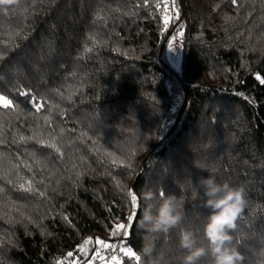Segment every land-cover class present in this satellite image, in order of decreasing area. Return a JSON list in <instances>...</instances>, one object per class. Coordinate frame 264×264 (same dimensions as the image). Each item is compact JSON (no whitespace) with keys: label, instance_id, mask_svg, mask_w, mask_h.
<instances>
[{"label":"trees","instance_id":"obj_1","mask_svg":"<svg viewBox=\"0 0 264 264\" xmlns=\"http://www.w3.org/2000/svg\"><path fill=\"white\" fill-rule=\"evenodd\" d=\"M164 3L0 5V93L16 105L0 107V264H146L119 251L140 248L141 189L183 196L199 230L208 210L197 186L209 174L244 188L233 243L241 264H264V0H167V26ZM118 223L129 235L111 234ZM97 237L117 246L104 261Z\"/></svg>","mask_w":264,"mask_h":264},{"label":"clouds","instance_id":"obj_2","mask_svg":"<svg viewBox=\"0 0 264 264\" xmlns=\"http://www.w3.org/2000/svg\"><path fill=\"white\" fill-rule=\"evenodd\" d=\"M13 2L0 0V5ZM197 192L208 211L201 229L194 230L186 222L183 196L165 195L149 186L141 189L136 228L142 237L137 255L146 264H166L173 252L177 264H241L243 256L233 243V230L246 204L244 188L209 174L199 179Z\"/></svg>","mask_w":264,"mask_h":264},{"label":"snow or ice","instance_id":"obj_3","mask_svg":"<svg viewBox=\"0 0 264 264\" xmlns=\"http://www.w3.org/2000/svg\"><path fill=\"white\" fill-rule=\"evenodd\" d=\"M145 2H147V0H145ZM231 3L233 5L237 4V0H231ZM165 6V15H164V24L165 26H167L170 22V20L173 18V16H170L167 12L168 9V4H167V0H165L164 3ZM172 6L173 8L176 7V3L175 0H172ZM157 7H159V4L157 5ZM176 15H178V11L176 12ZM228 19H231L230 17ZM169 47L171 48V44H169ZM257 79H260V82L262 84H264V79H261L259 76H257ZM21 95H24L25 97H29V93L24 92L21 93ZM28 102L33 105V107L35 108V110L37 112H39L43 107H44V102L43 101H38L36 99V97H29ZM0 107H3L4 109H11L13 107H16V105H14V102L12 99H10L7 95H4L3 93H0ZM48 118L45 117V120H47ZM34 137H29V138H25L23 136L20 137V140H25V139H33ZM54 139V138H53ZM41 143H43V141H40ZM50 147L54 148L57 152H60V148L57 147L56 143H50L49 145ZM32 182L29 181L28 185L29 187L26 189L27 191H33L34 189L31 186ZM20 187L23 189L25 187L24 184H21ZM41 195H44V193H41ZM131 202L133 204V206H136L137 204V195L135 193L131 194ZM128 220L131 221L133 220V216L129 215ZM128 225L127 224H116L115 228L112 231V235L116 236L122 229L125 230L124 231V235L127 236L129 235V232L127 231L128 229ZM92 243V238L89 237L87 240L84 241V244L81 245L79 247V252L87 255L88 253V248L87 245ZM96 244H98L100 246L99 250H96L94 252L95 257H97L99 260L104 261L105 257L101 254V250L102 249H114L117 246L115 244H110L108 242H106L105 239H100V238H96ZM119 251L121 253H123L125 256L128 257H134L137 261L140 260V257L131 249L128 247H120ZM75 253L69 252L67 254L68 257H74ZM57 264H65V261L61 260L58 261ZM68 264H80L79 260L76 261H68ZM84 264H90V261H85ZM108 264H121L119 258L116 255H112L110 261L108 262Z\"/></svg>","mask_w":264,"mask_h":264},{"label":"rangeland","instance_id":"obj_4","mask_svg":"<svg viewBox=\"0 0 264 264\" xmlns=\"http://www.w3.org/2000/svg\"><path fill=\"white\" fill-rule=\"evenodd\" d=\"M168 45L169 64L174 70H179L181 65L182 53L179 35H173ZM92 264V263H90Z\"/></svg>","mask_w":264,"mask_h":264}]
</instances>
